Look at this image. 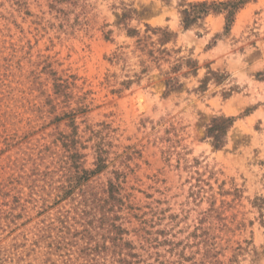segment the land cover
<instances>
[{
  "label": "rangeland",
  "instance_id": "1",
  "mask_svg": "<svg viewBox=\"0 0 264 264\" xmlns=\"http://www.w3.org/2000/svg\"><path fill=\"white\" fill-rule=\"evenodd\" d=\"M227 1L0 0V264H264V0L182 25ZM146 26L198 61L168 96L132 53Z\"/></svg>",
  "mask_w": 264,
  "mask_h": 264
},
{
  "label": "trees",
  "instance_id": "2",
  "mask_svg": "<svg viewBox=\"0 0 264 264\" xmlns=\"http://www.w3.org/2000/svg\"><path fill=\"white\" fill-rule=\"evenodd\" d=\"M245 2V0H228L227 2L221 3L199 2L187 4V8L181 11L183 28L188 29L196 21L205 18L208 14L215 13L221 10L226 12L224 29L225 32H228L233 23V16L235 12H237V10H239ZM127 35L129 37L135 38L134 49L132 50V53L135 54L138 58V63L141 67V73L147 74L151 70L157 69L159 71V74L164 78V96H168L170 93L177 92L182 89L183 85L179 75L183 69H185V72L181 74V77L188 78L189 76H197V71L199 69L198 61L193 59L190 55L178 56L180 53V49L174 50L173 48L168 47L169 44L175 43V35L168 29V27L151 28L149 26H146L145 30L142 33L139 30L128 28ZM120 50L121 49L115 52L113 56V60L117 62L124 61L126 58V53ZM135 77L139 82L140 77L136 74ZM211 78L214 79L216 83H219L223 76L209 69L206 72L204 79L201 80L200 86L198 87V89H195V91H205L206 84L211 80ZM133 83V80H125L121 85L123 89H127ZM117 92H121V90ZM233 122L234 118L219 115L213 116L204 126L205 138L211 141V144L215 149H221L222 147H224L226 143L227 133L232 127ZM69 143L71 145H74L72 140ZM66 151L67 154H69L70 158H76V160H72V162H70L69 164L70 166H75V175L88 174L89 171L84 170L83 167H81L82 163H79V165L76 163L77 156L79 161L81 159V157H79V154H77L76 152V148L69 145L67 146ZM96 160L97 161L95 165L99 169L102 167L99 164L102 162L100 153L97 156ZM81 181L82 179L78 180V182ZM113 188L114 184L110 181L106 190V202L107 200H109V198H113ZM257 206L260 210H264V200H260V203Z\"/></svg>",
  "mask_w": 264,
  "mask_h": 264
},
{
  "label": "bare ground",
  "instance_id": "3",
  "mask_svg": "<svg viewBox=\"0 0 264 264\" xmlns=\"http://www.w3.org/2000/svg\"><path fill=\"white\" fill-rule=\"evenodd\" d=\"M141 101V99L138 100V102Z\"/></svg>",
  "mask_w": 264,
  "mask_h": 264
}]
</instances>
